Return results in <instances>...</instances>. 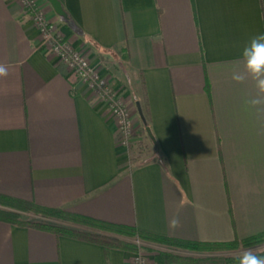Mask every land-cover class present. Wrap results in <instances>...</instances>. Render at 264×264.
Here are the masks:
<instances>
[{
	"label": "crops",
	"instance_id": "obj_1",
	"mask_svg": "<svg viewBox=\"0 0 264 264\" xmlns=\"http://www.w3.org/2000/svg\"><path fill=\"white\" fill-rule=\"evenodd\" d=\"M59 1L65 16L37 0L140 107L152 135L144 126L146 162L131 161L105 105L40 48L21 5L0 0V64L8 68L0 77V195L185 241L263 234L264 112L244 110L254 82L231 77L244 44L264 34V0ZM134 257L0 220V264H133Z\"/></svg>",
	"mask_w": 264,
	"mask_h": 264
},
{
	"label": "trees",
	"instance_id": "obj_2",
	"mask_svg": "<svg viewBox=\"0 0 264 264\" xmlns=\"http://www.w3.org/2000/svg\"><path fill=\"white\" fill-rule=\"evenodd\" d=\"M142 122L147 128V122L143 118ZM0 220L21 225H33L43 229H47L56 234L72 235L96 241L103 244L105 247H118L137 251V247L132 240L139 239L143 242L163 245L170 249H183L196 252H218V251H235L239 248H251L264 243V233L243 240H235L229 243H202L179 240L175 238L164 237L153 233L141 231L134 227L107 223L93 218L70 213L62 209H51L39 206L35 203L26 202L23 200L10 198L0 195ZM19 212L32 213L47 220H58L64 223H69L76 228H68L61 225L43 223L41 221H25L22 220V215ZM118 235L127 239L120 241L116 238L107 236ZM264 255V253H258ZM235 257L211 258L205 264H235ZM158 264H204L203 260L194 259L191 257H183L173 252H161L155 257Z\"/></svg>",
	"mask_w": 264,
	"mask_h": 264
},
{
	"label": "built area",
	"instance_id": "obj_3",
	"mask_svg": "<svg viewBox=\"0 0 264 264\" xmlns=\"http://www.w3.org/2000/svg\"><path fill=\"white\" fill-rule=\"evenodd\" d=\"M29 15L40 35V48L58 57L78 83L84 85L91 95L105 105L108 114L119 131V144L126 147L133 137L134 118L127 107V98L115 89L109 77L102 75L100 68L92 64L88 49H75L62 32L46 17L35 0H14ZM139 250L133 264H150L152 257L143 251L141 241H135Z\"/></svg>",
	"mask_w": 264,
	"mask_h": 264
},
{
	"label": "clouds",
	"instance_id": "obj_4",
	"mask_svg": "<svg viewBox=\"0 0 264 264\" xmlns=\"http://www.w3.org/2000/svg\"><path fill=\"white\" fill-rule=\"evenodd\" d=\"M242 67L232 66V80L244 83L251 79L254 82L256 95L243 101L245 111L264 112V34L254 35L244 44L240 53ZM8 75V68L0 64V77ZM235 264H264V255L256 250L247 249L238 254Z\"/></svg>",
	"mask_w": 264,
	"mask_h": 264
},
{
	"label": "rangeland",
	"instance_id": "obj_5",
	"mask_svg": "<svg viewBox=\"0 0 264 264\" xmlns=\"http://www.w3.org/2000/svg\"><path fill=\"white\" fill-rule=\"evenodd\" d=\"M35 1L37 2V0H35ZM37 5L40 9H42V7L39 5L38 2H37ZM43 12H45V10H43ZM45 15H46V13H45ZM46 17H47V15H46ZM111 83L113 84L112 80H111ZM126 103H127V107L129 108L130 112L133 114L134 123H135L134 133H133L134 135H133L132 139L130 140V142L128 143V145L126 146V148L129 150V154H130L132 162H135L136 164H143L146 162L143 160L144 155L146 154V152L148 151V148H149L146 140L142 139V135H141V132L144 130V124L142 122V119H141L138 111L136 110V106L132 103H129L128 100L126 101ZM22 218L23 219H31V220L36 219L37 221H42V222L50 223V224L53 223L55 225H61V226L68 227V228H71L70 227V225H71L73 228H76L72 224L64 223V222H61L58 220H49V221L46 220L45 221L41 218L37 219V218L32 217L30 215H22ZM107 236L112 237V238H116L120 241H127L126 238L118 236V235L112 234V235H107ZM135 241H141V240H139V239L132 240L134 245L137 247V251H138L139 248L136 245ZM141 242L143 244V251L146 253H149L152 257L150 264H158L155 260V257L158 256L163 251L173 252V253L178 254L180 256H183V257H191L194 259L203 260L204 261L203 263L205 264V263H208V259L223 258V257H236L242 251L247 250V249L242 247V248H239L238 250H235V251L196 252V251H189V250H183V249H179V250L174 249L173 250V249L167 248L163 245L148 243V242H143V241H141ZM263 244L253 246V247L248 248V249H253V250L258 251L259 249H262ZM137 251H133V252L136 253ZM200 254L203 256H197ZM206 254H208V255L212 254L215 257H206V256H204Z\"/></svg>",
	"mask_w": 264,
	"mask_h": 264
},
{
	"label": "water",
	"instance_id": "obj_6",
	"mask_svg": "<svg viewBox=\"0 0 264 264\" xmlns=\"http://www.w3.org/2000/svg\"><path fill=\"white\" fill-rule=\"evenodd\" d=\"M50 5L52 6V8L54 9V11L59 15V16H65V12L63 11V8H62V5H61V2L59 0H47ZM138 110H139V114L141 116V118L143 119V115H142V112H141V109L140 107L138 106ZM147 129V133L150 137H152L151 135V131L149 128H146Z\"/></svg>",
	"mask_w": 264,
	"mask_h": 264
}]
</instances>
